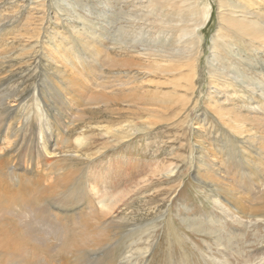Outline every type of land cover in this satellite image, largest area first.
<instances>
[{"label": "rangeland", "instance_id": "obj_1", "mask_svg": "<svg viewBox=\"0 0 264 264\" xmlns=\"http://www.w3.org/2000/svg\"><path fill=\"white\" fill-rule=\"evenodd\" d=\"M112 1L0 0V125L5 120L1 148L9 144L5 136L11 131L9 127L16 124L22 126L18 135L25 137L18 136L20 149L15 154L23 155L26 163L38 158L43 160L41 151L48 143L49 133L57 134L62 140L68 130L67 122L71 117L77 118L76 112L80 113L76 105L70 109L71 105L59 99L60 96L49 92L53 91L50 85L55 73L47 48L58 49L56 46L62 44L60 49L64 52L60 57H73L80 66L91 67L97 76L107 75L111 69L103 58L105 51L119 50V46L111 44L118 41V31L123 34L128 30L127 36L133 40L141 32L138 45L134 41L131 45L148 52L145 49L149 47L145 44L151 42L148 23L145 21L144 26L142 18L132 23L119 13L121 6L136 11L137 3L144 5L147 1L132 4L115 0L116 5ZM208 3L213 5L212 17L199 34L203 46L199 49L195 79L188 73L186 62L174 61L170 68L181 67L180 70L157 71L156 76L145 74L135 66L131 72L141 77L137 84L143 86L142 89L112 96L106 105L86 107L82 122L76 124L78 129L67 131L73 136L80 135L81 140L75 143L80 149H90L89 154L85 153L90 159L73 165L66 163L69 165L66 168L74 166L76 174L78 169L84 168L87 191L103 207V214L108 219L128 223L123 228L127 235L113 255L124 264H264V217L242 219L228 210V205L241 197L244 206L254 203L250 208L264 212V163L257 160L264 157L260 145L264 143V113L261 114L263 120L259 121L261 118L242 107L251 86L245 89L243 96H240L243 88H222V95H216L208 65L212 58V38L220 24L219 7L216 0H208ZM142 11L147 10L142 8ZM55 15L60 16L61 22L56 24ZM58 32L63 36H57ZM100 35L105 36L102 41H99ZM233 38L237 42L234 47L230 44L234 51L246 48L237 36ZM105 44L111 47L98 53ZM131 50L132 47L125 46L123 52ZM231 55L222 67L235 68ZM263 56L260 54L253 62H261ZM139 61L149 64L147 58ZM68 67L71 68L69 64ZM242 72L257 75L251 68H243ZM259 79L264 83L262 77ZM227 91H237L238 97L228 100ZM260 93L254 94L256 99ZM261 98L264 100V94L258 100ZM47 103L53 117L45 113L44 118L39 109L48 110ZM40 125L43 132L41 127L38 129ZM250 134L258 136L260 141L257 143ZM49 158L54 159L44 157L45 161ZM52 175L47 174V177L50 179ZM48 202L54 206L53 210L57 207L53 201ZM83 204H77L74 210L58 206L74 214ZM32 209L30 215L39 226L52 233L60 231L51 216L42 213V207ZM18 226L28 228V225ZM104 249L110 250L109 247ZM52 254L57 256L55 252ZM104 254L96 252L91 256L82 250L75 255L67 253L66 257L71 264H95V259L104 258ZM21 259L16 256L5 264H18ZM58 259L65 262L61 255ZM0 264H4L2 260Z\"/></svg>", "mask_w": 264, "mask_h": 264}, {"label": "bare ground", "instance_id": "obj_2", "mask_svg": "<svg viewBox=\"0 0 264 264\" xmlns=\"http://www.w3.org/2000/svg\"><path fill=\"white\" fill-rule=\"evenodd\" d=\"M122 1H131L132 4L138 2V0ZM146 1L147 3L144 5L137 3L135 6L139 9L136 11L131 9L125 10L126 8L121 6L119 13H123L122 16L132 23L138 21L139 18L143 19L142 24L144 26L148 23L147 34L151 40L150 43L145 44L149 45L148 48H145L148 52L137 49L136 45H131L132 41L136 44L138 43L137 40L141 32L137 33L133 40L127 36L129 34L128 30H125L123 34H120V31H118V41L111 42V44L116 48L119 46V50H114L113 52L108 50L111 47L110 44L108 46L105 44L103 49L101 47L98 49V53H102L105 49L108 50L105 51L103 60L111 69L107 75H103L104 77L95 75L94 70L92 71L90 66V68H87L88 66H80L77 60L72 59L73 57L71 59H69V56L60 57L61 53L64 52V49H60L62 44L56 46L58 49L47 48V56L52 63L55 73V78L52 79L53 82H51V85L49 84L53 91L49 92L53 94L55 92L56 96H60L59 99L62 98L68 105H71L70 109L73 105H76V109L80 111V113H75L77 118L72 119L71 117L69 123L66 121L68 132H72V129H78L76 124L79 121L82 122L83 116L87 113L85 111L86 107L89 108L90 106L101 104L106 105L112 100V96H122L125 92L137 93L142 89L143 86L137 84L141 77L138 78L137 75L131 72V68L135 66H139L140 69L144 70L145 74H155L156 76L157 71L163 73L165 71L174 72L180 70L181 67L170 68L171 63L174 61L177 63L186 62L185 67L189 68L188 73L195 79L200 59L199 49L203 46V40L199 38V34L202 33L205 24L212 17L213 5H210L208 0ZM112 2L115 5L118 3L115 0ZM216 4L219 7L218 19L220 24L217 34L212 38L214 43L211 51L212 58L208 65L212 87L217 91L216 95H222V88L237 90L243 88L242 93H240V96H243L247 92L245 89L251 86V91L250 93L248 92L242 107H246L250 113L252 112L256 117L261 118L259 121H262L263 117H261V114L264 113V100L262 98L261 100L258 99L264 94V89H261L264 83L262 79H259L261 77L264 79V56L261 57V62L256 63L255 61L254 63L253 59L258 56L260 57V54H264V0H216ZM142 8H145L147 11H142ZM55 17L56 24L61 22L59 15H55ZM186 23H190L191 26ZM58 33L57 36H63L61 32ZM170 35L171 38H169ZM185 36H189V38L185 39ZM235 36L246 47L245 49L242 47L239 50H233L234 48L230 44H233L234 47L237 43L233 38ZM102 37L105 38L104 35H100L99 41H102ZM228 40L231 42H228ZM125 46H130L133 50L130 53H124ZM71 54L73 55V53ZM230 54L233 56L230 60L235 63V68L227 65L222 67V64L226 60H229ZM140 58H147L149 64L144 65V63L139 61ZM68 64L71 68L68 67ZM115 67H119L120 69H113ZM243 68H251L257 75L243 73ZM181 78L183 79L184 75ZM106 90L111 91V93H107ZM258 91H261V93L258 99H256L254 94ZM225 94H227L225 96H228V100L231 101L233 98L238 97L239 93L237 91H227ZM51 100L54 102L53 99ZM215 105L217 108H221L217 104ZM46 107L48 110L46 108V111L39 109V112L44 114V118L45 113L53 117L48 103ZM61 120L63 121L64 119ZM4 123L5 120L0 125V141L2 137L1 131L5 128ZM55 126L51 127L54 128ZM40 127L41 129L43 128L40 125L38 129ZM9 128L11 131L9 130L10 132H7L5 136V140L9 144L4 148L0 147V248L2 252L0 260L5 264L12 261L16 256H20L22 259L18 264H31L32 262L39 264H71L66 257L67 253L75 255L76 252L85 250L91 256L96 252H105L104 255L106 256L95 259V264H124L119 262L113 255L116 248L118 249L120 241L127 235V232L125 233L123 228L128 223L116 221L114 218L108 219L103 214V207H100L96 203L95 198L87 191L86 171L84 168L78 169V174L75 173L74 166L66 168L69 166L66 163L73 165L75 162L84 163L90 159V157L85 156V153L89 154L90 149H80L75 143L81 140L80 135L73 136V134H68L66 131V135H62L63 138L61 140L57 137V134L54 135L50 132L46 138L48 143L46 147L43 146L45 148L41 151L43 160H39L38 158V161L33 159L32 162L26 163L23 155L15 154L20 149L17 138L21 136V134L18 135V132L21 131L22 126L14 124ZM250 137L254 138L257 143L260 141L255 134H250ZM43 138L41 137V139ZM260 145L261 150H264V143L261 142ZM57 154L60 155L56 156ZM49 156L54 157V159L51 160L49 158L48 161H45L44 157ZM257 160L261 164L264 163V157ZM62 163H65V166ZM46 169L48 170L46 171ZM255 170L257 171V169ZM46 172L49 177L51 174L54 175L49 179ZM79 174L81 175L80 177ZM63 198L69 199L62 200ZM47 200L53 201L52 203L57 207L53 210L52 207L54 206H50ZM60 200L62 201L60 202ZM225 200L228 199L226 198ZM82 202H84L83 207L79 208L78 212L74 214L65 212L67 211L66 209L60 210L63 208L58 206L61 204L63 207L67 208L69 206V209L74 210L77 208V204ZM244 204L245 202L241 203V197H238L234 204L228 205V210L232 211L237 218L263 219L264 212L253 207L250 208L249 205L254 206V203L251 204L249 202V207L244 206ZM256 204H259V202ZM262 206L260 207L262 208ZM32 207L34 209L42 207V213L51 216L53 223L56 226H60V231L52 233V231L47 230L45 227L39 226L30 215L33 210ZM18 225H28V228L26 226L19 227ZM59 239L60 242H58ZM108 247L110 250L104 249ZM52 252H55L57 256L53 255ZM60 255L64 257L65 262L58 259ZM53 256H55L54 259H52ZM78 264H81V262Z\"/></svg>", "mask_w": 264, "mask_h": 264}]
</instances>
